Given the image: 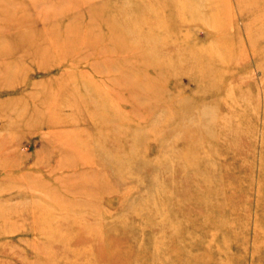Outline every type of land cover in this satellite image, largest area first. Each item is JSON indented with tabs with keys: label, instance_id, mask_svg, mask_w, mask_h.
Wrapping results in <instances>:
<instances>
[{
	"label": "rangeland",
	"instance_id": "obj_1",
	"mask_svg": "<svg viewBox=\"0 0 264 264\" xmlns=\"http://www.w3.org/2000/svg\"><path fill=\"white\" fill-rule=\"evenodd\" d=\"M0 264H264V0H0Z\"/></svg>",
	"mask_w": 264,
	"mask_h": 264
},
{
	"label": "bare ground",
	"instance_id": "obj_2",
	"mask_svg": "<svg viewBox=\"0 0 264 264\" xmlns=\"http://www.w3.org/2000/svg\"><path fill=\"white\" fill-rule=\"evenodd\" d=\"M37 212H34V219H33V222H34V225L36 226V229H38L37 228V226H39L40 225V223H39V213L38 214H36ZM32 214V213H31ZM14 217V216H13ZM32 218V217H31ZM16 219V218H15ZM17 220V219H16ZM21 220V219H20ZM23 220H21V222H22ZM31 221H32V219H31ZM32 225V224H31ZM35 228V227H34ZM3 232V231H2ZM39 232V231H38ZM1 234H3V233H1ZM5 234V233H4ZM3 234V235H4ZM8 236V235H7ZM12 236V235H11ZM14 236V235H13ZM7 246V245H6ZM6 250V249H5ZM2 253H3V250H2ZM2 256V255H1ZM1 260H2V258H1ZM3 260H5V258L3 259ZM8 260V259H7ZM3 262V261H2ZM7 262V261H6ZM4 263V262H3Z\"/></svg>",
	"mask_w": 264,
	"mask_h": 264
}]
</instances>
